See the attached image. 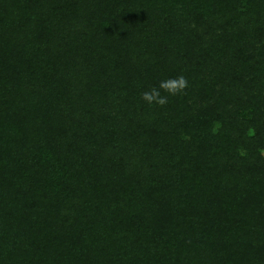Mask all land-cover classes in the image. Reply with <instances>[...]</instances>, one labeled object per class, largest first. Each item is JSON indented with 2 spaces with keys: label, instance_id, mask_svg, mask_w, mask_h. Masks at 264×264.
I'll return each instance as SVG.
<instances>
[{
  "label": "trees",
  "instance_id": "obj_1",
  "mask_svg": "<svg viewBox=\"0 0 264 264\" xmlns=\"http://www.w3.org/2000/svg\"><path fill=\"white\" fill-rule=\"evenodd\" d=\"M0 264H264V0H0Z\"/></svg>",
  "mask_w": 264,
  "mask_h": 264
},
{
  "label": "clouds",
  "instance_id": "obj_2",
  "mask_svg": "<svg viewBox=\"0 0 264 264\" xmlns=\"http://www.w3.org/2000/svg\"><path fill=\"white\" fill-rule=\"evenodd\" d=\"M187 87L188 81L183 75L168 78L161 81L158 87H153L143 92L141 98L148 104H156L163 107L168 103V96L162 95V92L168 93L169 96H175L182 93Z\"/></svg>",
  "mask_w": 264,
  "mask_h": 264
}]
</instances>
